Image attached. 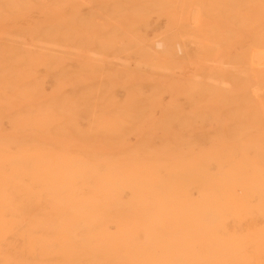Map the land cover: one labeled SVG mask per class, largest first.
<instances>
[{
	"label": "bare ground",
	"instance_id": "obj_1",
	"mask_svg": "<svg viewBox=\"0 0 264 264\" xmlns=\"http://www.w3.org/2000/svg\"><path fill=\"white\" fill-rule=\"evenodd\" d=\"M78 4L0 0V187L36 195L45 238L23 235L42 250L32 263L264 264V10L208 0L209 17L258 47L239 56L248 71L227 75L235 87L222 103L172 120L150 119L145 103L105 102L89 54L102 38L80 24ZM8 237L0 264H25L14 246L5 257Z\"/></svg>",
	"mask_w": 264,
	"mask_h": 264
},
{
	"label": "rangeland",
	"instance_id": "obj_2",
	"mask_svg": "<svg viewBox=\"0 0 264 264\" xmlns=\"http://www.w3.org/2000/svg\"><path fill=\"white\" fill-rule=\"evenodd\" d=\"M249 3L264 10V0H249ZM137 4V0H79L80 24L102 38L101 52L89 54L96 59L94 64L99 74L95 85L99 87V82L104 81L108 87L105 102L145 103L153 114L149 115L150 119L172 120L191 119L189 112L195 108L222 103L221 90L235 87L227 75L248 71L245 65H238V59L256 49V43L247 35H236L231 24L218 14L209 17L208 0H199L191 6L182 5L180 0H145L142 5ZM232 33L234 38L230 36ZM82 34L85 37L84 31ZM79 47L82 51L85 46ZM80 60L83 66L87 62L85 57ZM259 68L264 72L263 66ZM249 83L253 87V84L262 85ZM161 112L169 114L159 116ZM0 188V202H3L0 211L15 206L0 216V233H9L12 242V247L6 244L5 257H12L16 247L23 253L25 264H33L34 254L38 260L42 250L33 243L26 245L23 235L27 240L45 238L44 232L39 236L40 232L34 228L35 224L44 222L42 216L34 217L38 206L36 195L21 200L4 196L5 190H13L12 186ZM6 197L8 202L4 200ZM24 209L31 210L29 219L20 218L19 213ZM36 219L41 223H34ZM38 230L42 231L40 227Z\"/></svg>",
	"mask_w": 264,
	"mask_h": 264
}]
</instances>
